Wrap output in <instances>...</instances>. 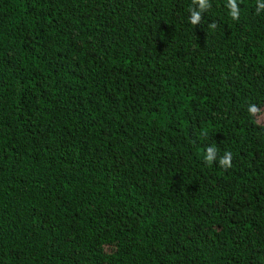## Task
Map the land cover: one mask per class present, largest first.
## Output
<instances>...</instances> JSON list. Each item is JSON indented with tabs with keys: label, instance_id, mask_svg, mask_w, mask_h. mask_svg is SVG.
Masks as SVG:
<instances>
[{
	"label": "trees",
	"instance_id": "obj_1",
	"mask_svg": "<svg viewBox=\"0 0 264 264\" xmlns=\"http://www.w3.org/2000/svg\"><path fill=\"white\" fill-rule=\"evenodd\" d=\"M206 3L0 0V264H264V0Z\"/></svg>",
	"mask_w": 264,
	"mask_h": 264
},
{
	"label": "clouds",
	"instance_id": "obj_2",
	"mask_svg": "<svg viewBox=\"0 0 264 264\" xmlns=\"http://www.w3.org/2000/svg\"><path fill=\"white\" fill-rule=\"evenodd\" d=\"M198 2H199L201 9L208 7L206 0H198ZM229 5L231 7V12H230L231 17L233 19H238L240 9L236 7V0H229ZM261 8H264V4H259L257 11L259 12ZM199 20H200L199 12H193L190 18V23L194 25ZM210 27L215 28V24L211 25ZM255 111H256L255 107L249 108V112H255ZM216 153H217V149L215 147L208 148L204 155L205 162L211 163L214 160H216ZM231 158H232V153L226 151L224 155L219 159L220 166L224 168L231 167Z\"/></svg>",
	"mask_w": 264,
	"mask_h": 264
}]
</instances>
